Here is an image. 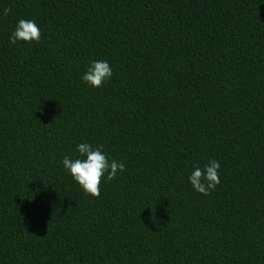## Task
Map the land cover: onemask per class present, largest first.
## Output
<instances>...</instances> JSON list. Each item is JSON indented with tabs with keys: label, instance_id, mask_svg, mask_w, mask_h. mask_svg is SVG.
I'll return each instance as SVG.
<instances>
[{
	"label": "trees",
	"instance_id": "16d2710c",
	"mask_svg": "<svg viewBox=\"0 0 264 264\" xmlns=\"http://www.w3.org/2000/svg\"><path fill=\"white\" fill-rule=\"evenodd\" d=\"M84 142L126 166L98 199ZM0 264H264V0H0Z\"/></svg>",
	"mask_w": 264,
	"mask_h": 264
},
{
	"label": "clouds",
	"instance_id": "9594fccd",
	"mask_svg": "<svg viewBox=\"0 0 264 264\" xmlns=\"http://www.w3.org/2000/svg\"><path fill=\"white\" fill-rule=\"evenodd\" d=\"M11 8L3 10V16L7 17L11 13ZM42 32L34 20L20 19L15 30L10 36V43L16 45L18 42L26 44L42 43ZM113 71L107 61H92L87 68L82 80L90 87L99 89L111 80ZM104 145L99 144L93 147L84 142L77 146L79 158L70 159L65 156L62 160L64 169L70 173L71 178L83 189L86 196L93 199L100 198L101 187L105 181L108 182L118 178V174L126 171L124 162L109 159L103 151ZM220 163L217 160H210L202 169L194 166V171L189 176V182L193 189L208 196L220 184L219 178Z\"/></svg>",
	"mask_w": 264,
	"mask_h": 264
}]
</instances>
